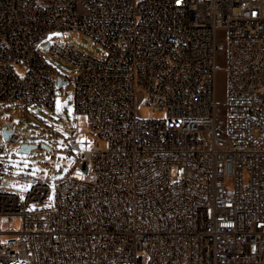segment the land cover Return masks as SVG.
<instances>
[{
  "label": "built area",
  "instance_id": "obj_1",
  "mask_svg": "<svg viewBox=\"0 0 264 264\" xmlns=\"http://www.w3.org/2000/svg\"><path fill=\"white\" fill-rule=\"evenodd\" d=\"M51 31L105 55L51 44ZM46 52L75 69L74 112L103 145L74 142L50 207L30 208L45 204L44 180L23 198L0 190V222L20 225L0 226V264H264V0H0V102L53 108L65 80ZM142 96L164 117H140Z\"/></svg>",
  "mask_w": 264,
  "mask_h": 264
},
{
  "label": "rangeland",
  "instance_id": "obj_2",
  "mask_svg": "<svg viewBox=\"0 0 264 264\" xmlns=\"http://www.w3.org/2000/svg\"><path fill=\"white\" fill-rule=\"evenodd\" d=\"M46 40L51 44L72 45L86 55L95 58H101L105 55L101 46L79 32L51 31ZM217 40L221 44H225L223 31L218 32ZM44 57L63 76L65 81L70 80L68 84L57 89L53 108L39 105L24 108L0 102V148L4 150L1 154V160L5 166L1 176L0 190L2 193L17 195L21 198L27 190H24V186L29 187L32 179L44 180L49 185L50 194L45 204L31 206V209L50 207L53 201L52 186L72 170H75V161L69 159L67 153L70 152L77 158L80 148L76 147V150H71V143L75 145L74 142L87 138L90 141H98L100 146L103 145L89 130L86 117L74 112L71 79L76 73L75 69L47 52ZM216 67L218 70L215 77V100L220 105L216 126L219 130H223L224 110L222 106L225 104L227 94L226 56L224 52L218 54ZM144 100L145 97L142 96L137 105V112L140 117L145 119L164 117L160 111L152 112L148 109ZM2 129L18 134L20 140L17 143H7L2 136ZM204 138L206 147L209 148L211 146L210 134L205 133ZM22 144L36 146V148H31L27 152H19L18 149ZM0 226L4 231H17L20 225L18 220L10 222L8 225L5 220H1ZM7 238L8 236H2V243Z\"/></svg>",
  "mask_w": 264,
  "mask_h": 264
},
{
  "label": "water",
  "instance_id": "obj_3",
  "mask_svg": "<svg viewBox=\"0 0 264 264\" xmlns=\"http://www.w3.org/2000/svg\"><path fill=\"white\" fill-rule=\"evenodd\" d=\"M46 47H47V46H45V48H46ZM68 83H69V80L62 81V79H61L60 77L57 78V85H58L59 87H60V86H65V85L68 84ZM1 133H2L3 138L6 140L7 137L12 133V131L7 130V129H2V130H1ZM31 148H36V146H31V145H27V144H22V145L19 147L18 151H19V152H27V151H28L29 149H31ZM70 148H71V150H76V146H75L73 143L70 144ZM67 157H68L69 159L75 161V157H74L70 152L67 153ZM80 168H81L83 171H86V167H85V164H84V163L80 165Z\"/></svg>",
  "mask_w": 264,
  "mask_h": 264
},
{
  "label": "snow or ice",
  "instance_id": "obj_4",
  "mask_svg": "<svg viewBox=\"0 0 264 264\" xmlns=\"http://www.w3.org/2000/svg\"><path fill=\"white\" fill-rule=\"evenodd\" d=\"M178 2H179V0H178ZM27 187H28V186H27V185H25V186H24V190H26V189H27ZM21 198H23V197H21Z\"/></svg>",
  "mask_w": 264,
  "mask_h": 264
}]
</instances>
